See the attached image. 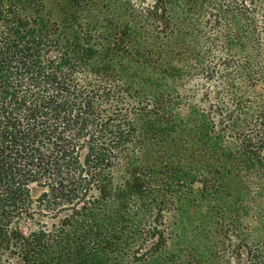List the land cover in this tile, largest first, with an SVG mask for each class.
Wrapping results in <instances>:
<instances>
[{"label": "trees", "instance_id": "obj_1", "mask_svg": "<svg viewBox=\"0 0 264 264\" xmlns=\"http://www.w3.org/2000/svg\"><path fill=\"white\" fill-rule=\"evenodd\" d=\"M72 2L100 12L92 1ZM248 3L260 24L253 51L236 21L249 13ZM44 7L0 0V264H121L140 234L138 199L149 194L148 205L160 211L157 194L167 184L188 180L215 192L223 186L231 195L239 168L251 180L264 178V0L214 1V50L231 55L238 44L242 53L221 71L207 70L220 78L223 96L209 115L184 107L173 83L179 67L148 42L147 27L156 39L175 31L162 1L144 10L143 32L138 20L108 15L51 20ZM251 86L259 91L250 93ZM115 168L122 172L116 184ZM263 185L252 190L264 196ZM38 216L53 221L45 225ZM154 233L137 261L157 256L166 243Z\"/></svg>", "mask_w": 264, "mask_h": 264}, {"label": "rangeland", "instance_id": "obj_2", "mask_svg": "<svg viewBox=\"0 0 264 264\" xmlns=\"http://www.w3.org/2000/svg\"><path fill=\"white\" fill-rule=\"evenodd\" d=\"M32 1H43V14L51 20L60 21L62 18L77 15L84 21L96 19L95 16L102 18L108 15L114 21L138 20L137 25L142 26L139 32L146 30L147 26L142 22L145 18L144 10L155 1H162L168 21L175 31L172 28L170 31L174 32L171 36L167 32L165 36L160 34L156 39L157 30L147 27L150 35L148 42L160 46L164 52V62L179 67L180 73L173 83L183 97L184 107L196 106L208 115L218 112H213L214 108L211 109L210 106L216 98L220 101L223 99L222 95H218L220 78L217 74L210 75L207 70L213 67L221 71L229 67L233 61L240 59L242 48L238 44L234 45L231 55L228 52L223 53L220 48L214 50L216 47L213 46L220 41H216L215 31H208V28L213 23L216 0H82L99 5V13L91 12V6H84V3L76 7L72 0ZM106 4L108 8L102 9L101 5ZM248 11L249 13H241L236 21L239 19L246 26L247 35L252 38V44L247 45V50L253 51L258 42L253 37L259 39L260 24L255 16L258 9L249 4ZM227 29L221 30L225 33ZM204 48V59L192 64V59H200ZM188 64L194 67L186 68ZM190 70H195V74L187 75ZM184 71L187 72L183 74ZM234 91L241 96L239 87L234 88ZM250 91L254 94L259 88L251 86ZM185 110L181 108L178 115L184 116ZM220 113L222 115L217 116L219 119L225 116L224 112ZM228 139L234 150H242L237 139ZM113 172L112 181L116 184L122 172L118 168ZM254 176L251 180L239 168L238 173L233 178L230 177L232 180L229 182L236 186L231 195L226 193L228 190H224L223 186L215 192L214 188L210 190L198 182L188 180L180 186L175 184L170 187L167 184L157 194V199L162 200L160 211L148 205L151 202L149 194L144 199H138L137 203L144 205H139L140 211L134 216L138 221L135 229H140V234L133 240L135 242L129 254L120 259L121 264H126L125 261H129V264H157V261L159 264H264V196H259L252 190L260 182L264 184V178ZM212 184L216 185L214 182ZM36 221L49 225L53 218L38 216ZM29 227L36 228L33 224ZM155 231L163 234L166 243L157 256H141L137 261L134 255L148 251L154 241L152 234ZM11 264H21V260L14 258Z\"/></svg>", "mask_w": 264, "mask_h": 264}]
</instances>
